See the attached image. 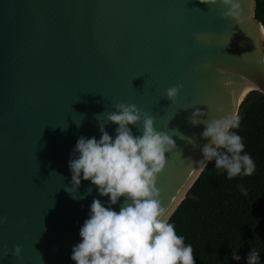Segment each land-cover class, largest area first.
Listing matches in <instances>:
<instances>
[{"label":"water","instance_id":"1","mask_svg":"<svg viewBox=\"0 0 264 264\" xmlns=\"http://www.w3.org/2000/svg\"><path fill=\"white\" fill-rule=\"evenodd\" d=\"M238 3L224 17L220 0H0V264H75L93 199L109 197L82 180L73 198L69 161L80 136L101 138L98 123L115 138L117 103L151 113L176 141L157 184L172 217L208 164L194 108L202 120L238 115L249 93L264 94L257 0ZM129 127L141 134L142 123Z\"/></svg>","mask_w":264,"mask_h":264},{"label":"clouds","instance_id":"2","mask_svg":"<svg viewBox=\"0 0 264 264\" xmlns=\"http://www.w3.org/2000/svg\"><path fill=\"white\" fill-rule=\"evenodd\" d=\"M199 2L215 5L217 0ZM220 3L227 7L224 17L238 15V0ZM183 87L178 84L168 88L164 97L175 103ZM113 108L107 121L118 125L115 138L106 131L105 124L98 123L101 138L80 136L69 161L72 186L65 190L73 198L78 199L73 190H78L82 180L91 181L100 196L109 197L108 207L100 199H93L89 218L80 229L81 242L73 247L71 259L75 264H196L193 247L185 244L184 237L170 223L157 186L168 164L167 154L177 150L176 141L158 131L154 116L137 105L121 102ZM194 109L188 122L192 126L204 124L201 137L207 141L200 149L203 159L199 163L215 161V168L226 172L229 180L253 175L255 161L245 151L243 138L233 131L240 127V117L229 113L202 120L207 113ZM216 111L225 112L223 107ZM141 123V134L134 135L129 125ZM239 187L246 195L243 185ZM121 198L124 202L117 212L111 206ZM6 221L7 217H0V224ZM21 251L17 245L15 255L20 257ZM232 259L239 261L241 257L233 252ZM247 264H260L256 250L248 253Z\"/></svg>","mask_w":264,"mask_h":264},{"label":"trees","instance_id":"3","mask_svg":"<svg viewBox=\"0 0 264 264\" xmlns=\"http://www.w3.org/2000/svg\"><path fill=\"white\" fill-rule=\"evenodd\" d=\"M256 17L264 25V0H257ZM238 116L240 127L233 131L243 138L256 171L229 180L215 161L209 162L170 218L193 247L196 264H247L252 249L264 264V94L249 93ZM233 252L239 261L232 259Z\"/></svg>","mask_w":264,"mask_h":264}]
</instances>
